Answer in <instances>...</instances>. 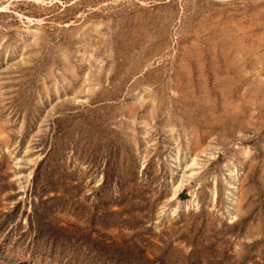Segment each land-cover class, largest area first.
Segmentation results:
<instances>
[{
    "label": "rangeland",
    "instance_id": "1",
    "mask_svg": "<svg viewBox=\"0 0 264 264\" xmlns=\"http://www.w3.org/2000/svg\"><path fill=\"white\" fill-rule=\"evenodd\" d=\"M0 264H264V0H0Z\"/></svg>",
    "mask_w": 264,
    "mask_h": 264
},
{
    "label": "bare ground",
    "instance_id": "2",
    "mask_svg": "<svg viewBox=\"0 0 264 264\" xmlns=\"http://www.w3.org/2000/svg\"><path fill=\"white\" fill-rule=\"evenodd\" d=\"M3 10V9H2Z\"/></svg>",
    "mask_w": 264,
    "mask_h": 264
}]
</instances>
